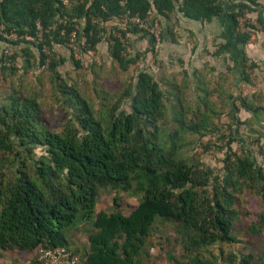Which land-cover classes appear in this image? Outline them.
<instances>
[{"label":"trees","instance_id":"obj_1","mask_svg":"<svg viewBox=\"0 0 264 264\" xmlns=\"http://www.w3.org/2000/svg\"><path fill=\"white\" fill-rule=\"evenodd\" d=\"M220 1L79 0L64 6L58 0H0V24L6 31L33 34L35 23L39 22L40 44L50 50L46 69L53 91H71L66 104H59L62 117L56 120L58 126L49 128L35 94L21 92L13 82L44 63L40 44L0 37L10 48L8 60L21 58L20 67H15L4 64L0 54V81L11 86L0 99V257L9 258L5 264H41L35 258L36 251L57 246L75 256L76 264H150L147 238L157 222L174 224L179 235L181 253L177 257L172 252L164 255L171 264H252V254L222 255L220 246L235 242L232 223L237 213L235 193L239 190L251 189L260 197L261 209L250 227L253 233L264 229V149L258 147L261 159L256 162L243 145L240 153L229 147L231 141L243 140L234 136L238 125L245 124L235 115L238 106L233 103L230 111L234 127L227 125V150L220 173H213L203 163L182 156L181 143L177 142L183 132L204 135L217 131L208 126V91L203 85L192 88L189 83L182 84L196 93L195 110L187 107L193 118H184L186 108L175 93L180 90L179 84L170 80L162 88V77L156 79L141 69L123 88L119 99L95 116L86 101L60 78L57 67L65 58L54 50L65 46L67 33L73 28L80 53L92 50L106 33L110 35L111 29L123 37H146L152 48L154 42L146 31L128 22H113L124 14L159 20L158 16L168 19L175 10L198 21L221 17L233 32L237 50L235 55L223 54V44H219L215 53L227 62L225 70L237 75L238 83L251 84L249 71L258 65L246 57L242 48L249 31L264 34V5L257 0H241L223 7ZM248 12H256L259 27L245 20V29L239 30L238 17H247ZM167 28L171 34V27ZM111 40L109 56L125 70L138 55H125L118 39L111 36ZM70 56L78 67L79 59ZM166 93L175 99L177 109H173ZM237 100L255 121L264 113L262 106L241 95ZM121 101L125 106H120ZM168 112L176 126L166 131L159 121ZM100 188L133 196L137 203L124 212L113 196L109 210L96 211ZM71 230L81 233L85 243L75 246L69 237ZM211 246L215 247V254L209 251ZM202 251L211 258L202 257ZM20 254L22 258L15 259ZM259 258L264 261V247Z\"/></svg>","mask_w":264,"mask_h":264},{"label":"rangeland","instance_id":"obj_2","mask_svg":"<svg viewBox=\"0 0 264 264\" xmlns=\"http://www.w3.org/2000/svg\"><path fill=\"white\" fill-rule=\"evenodd\" d=\"M255 35L256 33L251 38L253 39ZM182 38H179L181 43H178L177 46H183L180 47L179 52L185 53L189 47L186 34H183ZM124 40L128 50V52L124 51L125 55L131 57L138 55L134 62L127 65L125 70H121L116 61L109 56L107 50L108 40L106 38L101 39L92 50L85 53L71 52L66 46H56L54 49L58 55L65 58V61L57 67L60 78L66 86H71L79 97L86 101L95 116H100L102 112L110 108L119 99L123 88L134 80L135 74L141 69L147 70L156 79L162 77L164 79L160 84L162 88L165 87L164 82L168 83L170 80H173L175 84H179L178 89L180 90L175 93L179 95L183 107L186 108L184 118H193L187 108L191 106V109L195 110L196 93L191 92V90L193 91L192 88L195 87V84L203 85L202 87L208 91V105L205 108V111L208 112V126L216 127L217 131L207 132L204 135L183 132L179 136L180 139L177 140L181 143L179 153L187 157L189 161L196 160L203 163L204 166L211 168L213 173H220L223 164L222 159L227 150L224 145L226 136L229 135L227 125L231 124V128L234 127L230 118V111L233 110L232 104L234 103L238 106V111L235 113L236 117L240 122L244 121L245 124H239L238 132L234 135L238 140H241L240 138H243V140H233L229 143V147L231 151L240 153V146L243 145L245 149L252 152L256 162H260L261 156L258 147L261 146L264 149V113H261L259 115L260 119L255 121L250 117L249 112L239 107L237 96L241 95L253 104L264 108V61L262 59H253L258 68L249 71L251 84H242L236 81V74H230L225 70L224 66L227 62L219 57L217 59V55L214 54L215 49L211 47L213 41L210 35L203 37L202 41L204 47L208 48L206 52L199 51L196 54L197 57L193 56L192 62L186 66L183 57H181L182 62H177L175 57L174 62L172 61L173 66L170 63L166 64L162 60L164 58H160L157 49L160 42L157 46L151 48L146 37L136 34H128L124 36ZM79 41L82 42L81 37ZM182 43L184 45H181ZM180 53H176L175 56L177 55V58H179ZM171 54L174 53L167 51L165 59L168 60ZM70 55L75 59H79L78 67L73 64ZM194 68L196 70L193 71ZM36 69L14 78L13 82L17 88L20 86L19 90L21 92L35 94L45 124L49 128H56L58 126L57 118L62 117L59 104L60 102L66 104L64 101L69 96L71 97V91L66 93L56 89L54 92L46 67ZM183 83H189L192 88L182 85ZM10 90L11 86L0 81V99ZM166 95L174 105L175 99L171 98L172 96L168 93ZM120 106H125V103L121 101ZM173 109H177V105H174ZM170 112L164 119L159 121V125L166 131L176 126V123L170 119L172 116ZM197 117L199 115L194 116V118ZM222 134L225 138L220 136ZM35 152L39 153V150L35 149ZM113 196L117 197L120 208L124 212H128L137 203L136 198L133 196L123 193L117 194L107 188H100L95 210H109ZM235 208L237 213L232 223V234L235 242L221 244L222 255L227 252H234L236 255L250 253L253 257L252 264H264V261L259 258L260 251L264 247V229L259 230L258 233H253L250 227L261 209L260 197L254 190L247 188L239 190L235 193ZM174 226L170 222H157L153 225L152 233L147 238L149 241L147 249L149 250V256H151L150 264H171V261L164 256L166 252H172L175 257L181 253L180 247L182 244L179 235L174 231ZM69 237L75 243V246L85 243V237L77 231L71 230ZM209 251L213 254L216 253L214 246H211ZM201 254L202 257L211 258L205 251H202ZM17 258H22V255L15 256V259Z\"/></svg>","mask_w":264,"mask_h":264},{"label":"crops","instance_id":"obj_3","mask_svg":"<svg viewBox=\"0 0 264 264\" xmlns=\"http://www.w3.org/2000/svg\"><path fill=\"white\" fill-rule=\"evenodd\" d=\"M178 1L180 2L181 0ZM238 1L241 0H221L220 3L223 7H226L237 3ZM257 1L260 4L264 5V0H257ZM168 16H169L168 19H164L162 16H158L161 24V41L157 48L159 50L160 58L165 59L167 51L174 53L171 54L168 60L162 59L163 61H165L166 64L170 63L171 66H173V62H174L173 60L175 57L177 62L178 61L182 62L181 57H183L185 66L189 65L193 60L192 57L193 56L197 57L196 54H198L199 51L206 52V49L208 48L204 47V43L202 41H203V37H207L209 35L211 36L213 41V43H211V47L215 49V52L219 50V44H223V47L220 50L223 54L231 53L235 55L234 53L236 52L237 47L233 39V32L232 30L230 31L223 23L222 20H224V18L214 17L209 21H198L183 17L179 12H176L175 10L169 13ZM246 16L249 19H255L256 12H248ZM167 25L171 27V34L168 33ZM183 34H186V39L189 47L187 52L180 53L179 49L180 47L183 46L178 47L177 44L181 43L179 38H182ZM251 37L247 40V43L243 46L242 48L243 53L246 55V57L249 60L260 58L264 61V34L261 31H259L254 36L255 39L254 38L252 39ZM181 45L184 44L182 43ZM3 46L8 47L6 44L3 45L2 41H0V49L3 48ZM12 48L15 49V46H13ZM15 50H18V48H16ZM215 52L214 54L216 55ZM176 53L181 54L179 58H177L178 57L177 55L175 56ZM218 57L219 55H217V59ZM16 60L20 62L21 60L20 56H18ZM164 67H168V66H164ZM194 70H196V68H194L193 71ZM11 256H13V254H11ZM1 257H0V264H5L9 262V258L6 259Z\"/></svg>","mask_w":264,"mask_h":264},{"label":"built area","instance_id":"obj_4","mask_svg":"<svg viewBox=\"0 0 264 264\" xmlns=\"http://www.w3.org/2000/svg\"><path fill=\"white\" fill-rule=\"evenodd\" d=\"M62 5L67 6L71 3H74L79 0H58ZM249 20L250 23L255 24L256 28H258V24L254 20H251L247 17H238V28L239 30H244V21ZM93 22H96L97 19H93ZM121 22V23H130L132 25H135L137 28L142 29L147 32L150 39L154 42V46H157L161 39V25L159 23L158 18L153 16H148L144 18H140L137 15H127L124 14L120 18L115 19L113 22ZM64 30L60 31V34H63ZM257 31L251 30L249 31V38L253 36L254 33ZM41 33L42 28L39 22L35 23V31L33 34H17L13 30L6 31L4 29V26L0 24V37L3 40H23L25 42H29L32 44H40L41 41ZM105 38H107L108 42H112L111 36H114L118 39V41L121 43V45L124 46V51L127 50L124 37L114 29L110 30V35L105 34ZM2 44L4 45L5 42L2 41ZM65 46L72 50V52L78 51L77 46V32L76 28H73L67 33V40L65 42ZM39 51L44 55V63L42 65H39L37 69H43L46 67L48 56L50 55V50L47 47L46 44H40L39 45ZM0 54L2 55V62L4 64H12L15 67H20V62L17 60H8V55L10 54V50L8 47L3 46V48L0 49ZM35 258L37 261L41 262V264H76V257L71 255L68 250H66L62 246L52 247V248H39L35 253Z\"/></svg>","mask_w":264,"mask_h":264}]
</instances>
